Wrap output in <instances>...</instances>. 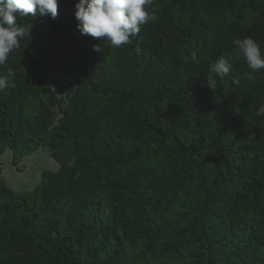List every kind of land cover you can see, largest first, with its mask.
I'll use <instances>...</instances> for the list:
<instances>
[{"label":"trees","instance_id":"trees-1","mask_svg":"<svg viewBox=\"0 0 264 264\" xmlns=\"http://www.w3.org/2000/svg\"><path fill=\"white\" fill-rule=\"evenodd\" d=\"M76 2L18 16L0 66V156L58 164L21 191L0 164V264H264V69L233 44L264 52V0H152L118 49L80 34Z\"/></svg>","mask_w":264,"mask_h":264},{"label":"clouds","instance_id":"clouds-1","mask_svg":"<svg viewBox=\"0 0 264 264\" xmlns=\"http://www.w3.org/2000/svg\"><path fill=\"white\" fill-rule=\"evenodd\" d=\"M152 0H77L74 5L76 28L81 35L102 38L114 48L131 43L138 36L141 26L151 19L147 6ZM58 14V0H0V66H5L8 57L19 47V42L30 36V27L17 23V17L49 16L55 19ZM233 44L251 70L249 80L255 73L264 69V52L260 45L250 37L235 39ZM94 50L100 51L94 45ZM233 71L229 58L219 57L210 67V75L205 81L209 89L216 87V76H228ZM233 83L240 80L233 77ZM15 87V71L9 68L0 75V91ZM257 116H264V104H260Z\"/></svg>","mask_w":264,"mask_h":264},{"label":"rangeland","instance_id":"rangeland-1","mask_svg":"<svg viewBox=\"0 0 264 264\" xmlns=\"http://www.w3.org/2000/svg\"><path fill=\"white\" fill-rule=\"evenodd\" d=\"M51 81H54L52 77ZM53 86L56 89L54 84ZM0 164L6 182L14 191L33 188L39 182L43 170L54 171L58 167L47 149L41 147L22 156L16 164L13 162L12 151L6 147L0 156Z\"/></svg>","mask_w":264,"mask_h":264}]
</instances>
